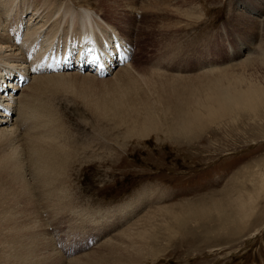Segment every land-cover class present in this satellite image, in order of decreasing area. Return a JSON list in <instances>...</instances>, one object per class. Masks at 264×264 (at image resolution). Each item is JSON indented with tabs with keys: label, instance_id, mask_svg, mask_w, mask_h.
Instances as JSON below:
<instances>
[{
	"label": "rangeland",
	"instance_id": "obj_1",
	"mask_svg": "<svg viewBox=\"0 0 264 264\" xmlns=\"http://www.w3.org/2000/svg\"><path fill=\"white\" fill-rule=\"evenodd\" d=\"M45 2L77 11L63 18L50 43L44 38L50 27L29 35L16 16L4 20L7 31L0 36L9 35L19 55L0 70L20 62L29 68L49 51L72 47L66 34L83 33V10L93 14L101 41L109 33L124 39L130 60L99 78L72 69L28 71L9 107L18 124L24 111L19 99L29 93L34 74L70 85L48 84L33 110L26 107L30 118L1 132L0 264H264V0H24L22 8H29L22 24L34 4ZM205 72L212 77L202 78ZM199 74L202 79L187 85L176 82L175 93L164 90L166 81ZM210 78L212 117L202 118L196 132L181 134L179 116L188 108L192 83L202 86ZM233 94L241 96L237 108ZM145 105L155 128L140 133L132 115H143ZM130 108L126 118L116 117ZM45 131L53 146L75 151L65 171L35 164L27 138ZM257 193L236 230H220L239 214L233 199ZM106 211L122 220L134 215L114 229L100 222ZM86 236L92 247L85 250V242L71 252L73 241ZM62 245H70V253Z\"/></svg>",
	"mask_w": 264,
	"mask_h": 264
},
{
	"label": "bare ground",
	"instance_id": "obj_2",
	"mask_svg": "<svg viewBox=\"0 0 264 264\" xmlns=\"http://www.w3.org/2000/svg\"><path fill=\"white\" fill-rule=\"evenodd\" d=\"M23 1L22 0H0L1 7H4V9H5V10H2V13L0 14V27L2 28V29L0 28V30L7 31V24L5 25L3 23L4 20L10 19V21H11V20H14V17L16 16L17 21L22 22L23 13L27 12L28 11L27 8H29V7H26V9L22 8L24 6V5H22ZM19 3L21 5L13 8V10L16 9L15 12H13L12 7L14 5L19 4ZM34 6H35L34 12H33V10L30 12V14L32 13V17L29 14V19L27 20V22L25 24L29 23V25H30V22H31L30 20L32 18L35 19V18L41 17L42 20H40L41 19L40 18L39 19L40 23L36 26H34V23L32 22L31 27L30 26L27 27L26 31H28L29 33L28 32L27 33L30 35V33H34L35 31H36L35 33H38L41 29H43V27H50V28H48L46 35L44 34V38L46 37V40L49 43H50V41H52L51 38L53 39V36L55 35V33L58 29V26H61L59 24H61L60 22L63 21V18H66L71 11H77V10H72V8L67 9L64 7L57 6V3H54V2H48V3L45 2V3H41V4H34ZM1 7H0V9H1ZM38 9H39V11H38ZM41 9L44 10L45 13ZM12 12L14 13V15ZM26 15H27V13L25 14V16ZM80 15L83 17L82 18L83 23H85L87 25V27H85V29H87L88 31L85 30L84 34H85V40L86 39L88 40L89 36L90 35L93 36V34H95V32H96V30L94 28L95 27L94 26V20L95 19L93 18V14L88 13L86 10L80 11ZM1 16H4L5 19L2 17L3 18V20H2ZM76 16H79V15H76ZM76 16H72L70 18V22H72V20H73V22H75ZM66 19H68V17ZM66 19H65V21H66ZM19 26H21V24ZM65 26H66V22H65ZM11 27H12V25H11ZM8 31H9V29H8ZM73 32H75V36L77 38H80L82 35V34H78V32H79L78 30H74ZM18 33H19V31H18ZM29 35H28V37H29ZM28 37H27V39H28ZM37 39L39 40V38H37ZM103 39H106V40L104 42H102L100 40V37H99V39H94V44L97 46V49H96L97 55H92V57L88 58L86 61L79 62L80 61L79 60V52H75L74 57L69 58V57L64 56L65 60L62 62L58 61V65L61 66L62 69L72 66L76 69V71H79V70L81 71V68H83V71L84 70L93 71V70H95V68H97L101 64V62L103 64L109 62V66H110L109 70H111V67H113L115 64H118L120 61L126 60L127 56H129V55H127L126 46H125V44H123V42L119 36L113 35V37H112V35L109 33L106 37L104 36ZM11 41H12V39H11ZM11 41H10L9 35L8 36H0V64L1 65L6 64L7 61H10L12 59L14 60L15 57L19 55V52H15V50H17V49L12 46ZM30 41L32 42V44H34V45L36 44V43H33V41L35 42V40L31 39ZM39 41H36V42H39ZM40 44H41V41H40ZM28 45H30V44H28ZM41 45H43V44H41ZM95 45H92V46L90 45L91 53H94ZM100 46H102L104 49H101ZM18 48H19V46H18ZM12 50H13V52H12ZM87 50H88V48H87ZM87 50H86V52H87ZM26 51L28 52V49ZM38 51L40 52L39 49H38ZM23 52H24V50H23ZM80 53H82V52H80ZM17 58H19V57H17ZM22 58H23V56H22ZM26 63H27V61H26ZM17 64H19V63H17ZM22 66L25 67V64L23 63ZM32 66H35V65H32ZM12 68H15V66L13 65ZM127 68H128V66H125L124 68H119V69H121L122 71H126ZM23 69L24 68L22 67V68H19L18 70H15V72L12 73L13 77L11 79H9V81H7L6 79L3 82L0 81V87L4 86V89H0V92L2 94H4L5 91H7V90L12 91L13 88L16 87L17 81L16 80L14 81V79L17 76L24 77L23 75L26 73ZM28 70H30V69H28ZM1 71H3V69ZM8 73H9L8 71H6L3 74L0 73V80L3 78V75H7ZM51 76H54V75L50 74V75H45V76H41V75L38 76V75L34 74V76L31 77V78H33V80L31 81V83L27 87L29 89V93L22 95L21 99H19V102L21 100V102L24 103V107H23L24 111L21 109L23 112L19 113L22 117L30 118V117H28V116H30V113H28L26 111L27 110L28 111L33 110V107L37 104L39 98L41 97L40 95L42 93V89L45 88L46 86H48V84H50L49 86L56 85V86H62V87L70 85L68 82H66L64 80H60L59 76H56V77H51ZM128 76H131V74H129ZM202 76H204L202 78H206L208 76L212 77V73L211 72H205V74H203ZM44 77H45V79H44ZM95 77H97V76H95ZM97 78H99V77H97ZM202 78H201L200 74L196 75V76H192V77H176L171 82L166 81V83L164 84V90L165 91L170 90L172 93H175L176 89L179 88L178 86H175L176 82L179 83L182 81L185 83V85H187L188 82H186V81L198 80V79H202ZM122 83H123V85L128 84L127 79L125 78L122 81ZM192 84L193 85L190 88L189 94H187L188 101H189L187 103L188 108L185 111H182L181 117L179 116V124H181V125H180L178 131H180L181 134L186 133V132L187 133L196 132L198 129L203 127V119L202 118H204L207 114L210 117H212V79L210 78L209 80H207V83L202 84V86H198L199 83H197V86L193 87L194 83H192ZM185 85H182L181 89ZM8 91L6 94L7 96H8ZM203 93H205V94H203ZM219 93H221V92H219ZM179 95H180V97L184 98L183 95H185V94L183 93V91L182 92L179 91V94L177 96H179ZM1 97H3V99H1ZM222 97H225V96L222 95ZM184 100L187 102V99H184ZM182 102H184V101H182ZM240 103H241L240 94H237V95L233 94L232 95V106L237 108L240 105ZM13 104H14L13 100L8 102V98H4V96H2L0 94V135L1 136H2L1 132L5 133V132H9V131L15 130L17 128H20L19 124L20 123L23 124L25 121H27V120L22 119V117H20V116H19V118H21V119H20L19 124H18V121H19L18 118L14 119L12 117L13 120H12V118L10 119L11 115L9 114V112H10L11 108H9V107H11ZM26 107L29 109H27L25 111ZM256 107H258V106L250 105L251 109H257ZM130 110H131V108L130 109H121L120 111L115 112V115L118 119L122 120L128 116ZM5 111L7 113H5ZM14 114H15V112H14ZM33 114L35 115V113H33ZM152 114H153V111H152L151 107L148 105H145V113L143 115H141L140 112H138V113L135 112L134 115H132V120H133L132 124L135 125V129L139 128L138 130H135V131L141 133V132H145V131H149L151 129H154L155 127H153V126H155V125L150 126L151 124H154L153 119L156 118V117H153ZM45 116L43 114L40 117V118L45 120V121L42 120L44 122H46V120H48L47 117H45ZM139 116H144V120L138 121ZM10 120H12L11 123H9ZM141 123H143V124H141ZM39 124H41V123L39 122ZM48 127L50 128V126H48ZM48 130H46V131H48ZM46 131H45V133H42V132L41 133H35L34 132V134L31 133L29 135V137L27 138V143H29L30 148H34L35 151L34 150L33 151L36 152V155L38 157L35 160V164L37 166L56 168L59 171H65V167H66L67 163L70 164L71 159L73 160V158L76 157L75 151L74 150H64L62 147L57 146V145L53 146L52 142L50 140H48L49 139L48 136L50 134L47 136ZM159 131H160V129H159ZM259 195H260V193H257L256 197L248 195V197H246V198L244 196H237L236 198H234L233 201H238L237 203L239 206V214L237 216L238 219L237 218L233 219L231 224L228 227L224 226L220 230L225 231V230H228L230 228H233L232 230H230V232H234L236 230L235 228L237 227L236 224L240 225L239 220L243 221L244 219L247 218L248 212L250 211L251 206L253 204L252 201H254L256 198H258ZM249 198H253V200L251 201V200H249ZM227 200H228V198H227ZM177 220H180V219L178 218ZM149 224H150V222H149ZM150 226L152 227V224ZM4 228H5V225L1 221V218H0V231ZM12 232H14V231H12Z\"/></svg>",
	"mask_w": 264,
	"mask_h": 264
}]
</instances>
